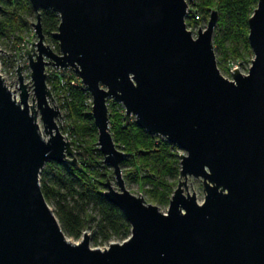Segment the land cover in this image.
Masks as SVG:
<instances>
[{
	"label": "water",
	"instance_id": "water-1",
	"mask_svg": "<svg viewBox=\"0 0 264 264\" xmlns=\"http://www.w3.org/2000/svg\"><path fill=\"white\" fill-rule=\"evenodd\" d=\"M27 1L36 13L37 40L24 52L32 104L22 67L18 100L0 76V264H264V0L247 22V72L229 79L214 52L217 12L195 38L187 29L193 0ZM48 10L59 17L57 53L42 32ZM48 68L72 71L90 95L97 147L116 185L106 180L103 196L130 225L121 243L90 248L86 233L72 243L42 195L47 163L78 165L56 123ZM108 102L184 153L165 212L126 189ZM189 178L202 183L201 203Z\"/></svg>",
	"mask_w": 264,
	"mask_h": 264
},
{
	"label": "trees",
	"instance_id": "trees-1",
	"mask_svg": "<svg viewBox=\"0 0 264 264\" xmlns=\"http://www.w3.org/2000/svg\"><path fill=\"white\" fill-rule=\"evenodd\" d=\"M258 0H193L186 19L187 27L205 24L212 11L217 12L213 46L220 73L228 76L231 65L247 70L253 57L248 43V19ZM0 49H10L11 59L4 68H15L22 58L19 44L30 32L36 13L27 0H0ZM43 35L52 41L59 17L52 11H40ZM54 42V41H52ZM56 52L57 44L54 42ZM2 50V49H1ZM47 85L66 122L63 134L76 151L78 165L49 162L41 170L42 195L53 206L64 235L79 240L90 230L92 242L109 245L130 236V225L122 212L103 196L104 184L111 175L103 164L97 147V130L91 117V98L72 71L53 69ZM110 133L114 144L125 154L120 167L126 184H134L147 203L164 209L176 189L180 159L179 150L163 138L150 136L134 121L126 122L121 105L108 102Z\"/></svg>",
	"mask_w": 264,
	"mask_h": 264
},
{
	"label": "rangeland",
	"instance_id": "rangeland-1",
	"mask_svg": "<svg viewBox=\"0 0 264 264\" xmlns=\"http://www.w3.org/2000/svg\"><path fill=\"white\" fill-rule=\"evenodd\" d=\"M189 15V14H188ZM207 22H208V20H206ZM29 22H30V24L31 23H35V19L34 18H32V20H29ZM207 22H205V24L203 23V24H201V23H199V24H196V25H193V26H191V27H187V29L192 33V36L195 38L196 37V35H197V32H198V30H199V28L200 29H202V30H204L205 28H206V25H207ZM37 40V38H36V36H35V33H34V31H33V29L30 27V32H25V34H24V40L19 44V48L22 50V53H21V56H22V58H18L17 59V61H16V64H15V69L17 68V66H20V67H22V76H23V79H24V84H28L29 85V88H28V90H29V105H31L32 104V99H33V91H32V86H31V83H30V78H29V73H30V71H29V69L27 68V60L25 59V57H24V52L26 51V50H28L29 48H30V43L31 42H35ZM52 41H54V40H52ZM52 41H48L47 40V38L45 37V44L46 45H48L54 52H56V49H55V45H54V42L57 44V42L56 41H54V42H52ZM2 49V51L4 52L3 54H1L0 55V62L2 63V62H6L7 60H9V59H11V57H12V55L14 54V53H12V51L10 50V49H3V48H1ZM57 53V52H56ZM250 65V64H249ZM249 65H243V66H245V67H249ZM238 66V65H237ZM54 68H48L47 70H46V73L47 74H49V73H51V72H54V70H53ZM242 73H246L247 72V70H244L243 68H238ZM248 69V68H247ZM11 70H13V69H10V71ZM223 76L224 77H226L227 78V76L225 75V74H223ZM9 80H14L17 84H18V82H17V78H11V79H9ZM19 85V84H18ZM18 86H16V88H12L11 89V91H16L15 92V97H16V99L18 100V88H17ZM55 99V98H54ZM54 104L56 105V102H54ZM50 107H51V104H50ZM56 107H57V105H56ZM58 108V107H57ZM60 117L61 118H59V120H60V123H59V120H58V118H57V120H56V123H57V126L59 127V129H60V131H61V133L63 134V129L66 127V122H65V120H64V118L62 117V113H61V111H60ZM37 121H38V125H39V127H40V130L42 131L43 129H42V123L40 122V120H39V115L37 116ZM61 125V126H60ZM67 139H68V137H69V132L68 133H66V134H63ZM69 140V139H68ZM70 141V140H69ZM179 152V155L180 154H184L182 151H178ZM76 158H77V155H76ZM107 168H108V170L110 171V173H111V175H110V177H109V180L111 181V183H112V185L114 186V187H116V185H115V179H114V176H113V172H112V168H110V167H108V166H106ZM122 177H123V170H122ZM124 179V178H123ZM125 182V181H124ZM186 185H187V191H188V193H190V194H192V193H194L195 195H196V198H197V201H198V203H201L202 201H203V197H204V192H203V188H202V183H201V181L200 180H196V179H193V178H189L188 180H187V183H186ZM125 187H126V189L130 192V193H132V194H134V195H138V188H137V186L136 185H134V184H132V183H130V184H126L125 183ZM153 205V204H152ZM50 207V209L53 211V206H49ZM167 208V207H166ZM166 208H164V209H160V211H162V212H165L166 211ZM84 233H86L87 235H89V238H90V241H89V246H90V248H99V249H103V248H105V247H107V245H95V244H93V242H92V237H91V232H90V230H87V231H85ZM69 241H71L72 243H77L78 242V240H74V239H72V238H68V237H66ZM123 242V241H122ZM110 243H121V241H118V240H112Z\"/></svg>",
	"mask_w": 264,
	"mask_h": 264
},
{
	"label": "built area",
	"instance_id": "built-area-1",
	"mask_svg": "<svg viewBox=\"0 0 264 264\" xmlns=\"http://www.w3.org/2000/svg\"><path fill=\"white\" fill-rule=\"evenodd\" d=\"M18 67V66H17ZM239 67L237 65H231L229 68V74L227 78H230V74ZM11 68H4L3 64L0 62V76L4 80L5 84L8 86V88L11 90L12 88H16V86L19 87V85L14 80H9L11 78H17L16 70L17 68L10 71ZM18 82V80H17ZM80 82V81H79ZM17 87V88H18ZM17 91V90H16Z\"/></svg>",
	"mask_w": 264,
	"mask_h": 264
}]
</instances>
